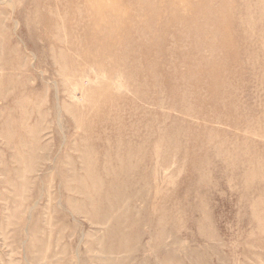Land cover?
<instances>
[{"label": "rangeland", "instance_id": "374dc122", "mask_svg": "<svg viewBox=\"0 0 264 264\" xmlns=\"http://www.w3.org/2000/svg\"><path fill=\"white\" fill-rule=\"evenodd\" d=\"M0 264H264V0H0Z\"/></svg>", "mask_w": 264, "mask_h": 264}]
</instances>
